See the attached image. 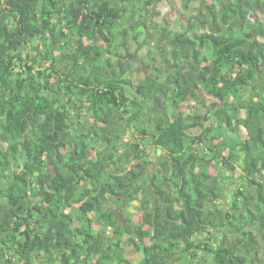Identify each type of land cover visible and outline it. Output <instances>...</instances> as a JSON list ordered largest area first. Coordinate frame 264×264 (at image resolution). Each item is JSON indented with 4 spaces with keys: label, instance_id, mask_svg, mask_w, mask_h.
<instances>
[{
    "label": "trees",
    "instance_id": "16d2710c",
    "mask_svg": "<svg viewBox=\"0 0 264 264\" xmlns=\"http://www.w3.org/2000/svg\"><path fill=\"white\" fill-rule=\"evenodd\" d=\"M202 1L0 0V264H264V0Z\"/></svg>",
    "mask_w": 264,
    "mask_h": 264
},
{
    "label": "rangeland",
    "instance_id": "374dc122",
    "mask_svg": "<svg viewBox=\"0 0 264 264\" xmlns=\"http://www.w3.org/2000/svg\"><path fill=\"white\" fill-rule=\"evenodd\" d=\"M206 2H213V0H204ZM132 2V0H131ZM202 5H204L202 0H160L157 8H156V14L153 17V21L155 24L158 25V27H162L165 25H171L175 26V23L177 20H181L184 24V27H187V24L185 22L186 18L190 15L196 14L198 11L201 10ZM135 8V7H134ZM150 14L151 11L149 12ZM252 18L251 16L249 17ZM260 22L264 24V18H259ZM148 22L145 23L147 25ZM256 34H259L260 31L257 29H254ZM261 40H264V37H260ZM156 31L148 27L147 29V37H143L139 43H131L130 45H127L122 48L121 53L124 56L121 58L122 61H128L131 63L132 68L128 70L127 76L130 78H135L137 76L144 77L147 73V69L149 68L147 63L150 61V59H155L156 66L158 68H163V64L161 62V56L158 52V49L156 47ZM37 44V48H38ZM30 51V50H29ZM151 62V61H150ZM153 62V61H152ZM65 65V63H62L61 66ZM123 122V121H121ZM202 132V129H196L192 131V134L198 135ZM148 158L150 160V163H158L160 161V155L161 152H157L154 147H149L147 149ZM151 164V165H152ZM211 171L218 173V175L221 177L222 181L227 186L226 191L223 195V201L226 202L231 197V192L236 187V180L239 177L241 172L238 173H226L220 169V167L211 166ZM230 178V179H228ZM129 205V210L131 212H137V205H133L130 203H127ZM126 253L127 257L131 261H135L138 258V254L136 253L134 247L131 245H128L126 247ZM3 258V257H1Z\"/></svg>",
    "mask_w": 264,
    "mask_h": 264
}]
</instances>
